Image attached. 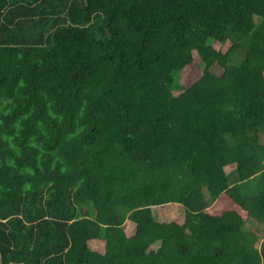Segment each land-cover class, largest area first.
<instances>
[{"label":"trees","instance_id":"1","mask_svg":"<svg viewBox=\"0 0 264 264\" xmlns=\"http://www.w3.org/2000/svg\"><path fill=\"white\" fill-rule=\"evenodd\" d=\"M262 131L264 0H0V264H264Z\"/></svg>","mask_w":264,"mask_h":264},{"label":"rangeland","instance_id":"2","mask_svg":"<svg viewBox=\"0 0 264 264\" xmlns=\"http://www.w3.org/2000/svg\"><path fill=\"white\" fill-rule=\"evenodd\" d=\"M212 45L215 46V47H217L219 44L215 40H212ZM195 59H196V61L198 63H195L196 62ZM201 66H202V63L199 61L198 57L196 55L193 56V62L192 63H190L187 66H185L183 68V71L179 70V71H177L175 73L176 80L177 81H179V79L180 80H182V79L184 80L186 78L185 77L186 74L189 77H191V78L194 79L201 72V69H200ZM214 67H217V71L216 72L218 73L220 71V67L218 65H216V64L214 65ZM258 138H259V141L260 142H264V131H262V132L259 133V137ZM229 167H231V166L230 165H227V166H225V169L226 170L227 169L229 170L230 169ZM226 207L227 206H226L224 200L223 199H220V200H217V203L215 204V207H214V211L219 212V211L223 210ZM181 210H182L181 207L177 206L176 211L177 212L180 211V214H181L182 213Z\"/></svg>","mask_w":264,"mask_h":264}]
</instances>
